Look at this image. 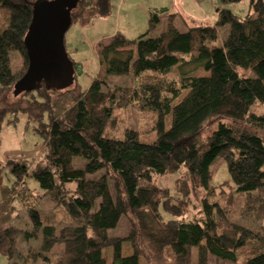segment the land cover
Masks as SVG:
<instances>
[{
    "label": "trees",
    "instance_id": "obj_1",
    "mask_svg": "<svg viewBox=\"0 0 264 264\" xmlns=\"http://www.w3.org/2000/svg\"><path fill=\"white\" fill-rule=\"evenodd\" d=\"M43 1L0 0V8L9 11L0 30V131L24 114L27 124L45 133L44 159L35 166L7 162L11 167L5 169L0 162V256L17 255L13 264H264V231L227 221L228 212L214 198L211 173L223 157L238 192L261 193L248 195L246 203L264 217V0H252L255 15L244 17L217 7L214 24L186 31L171 22L161 31L160 14L167 9L151 8L144 34L134 39L117 34L102 47L100 72L85 92L60 96L62 91L42 81L14 96L13 87L28 68L24 38ZM73 1L72 23L87 26L101 14L98 0ZM225 25L229 32L222 46H211ZM72 66L76 72L77 64ZM200 69L208 74L193 75ZM240 69L255 75L242 76ZM174 71L181 73L170 79ZM131 73L142 81L110 86V75ZM255 103L261 114L250 111ZM131 106L156 114L155 137L146 145L129 129L125 142L131 147L113 149L105 137L107 123L116 108ZM168 115L172 124L166 129ZM215 116L232 122L219 121L203 136L206 121ZM193 153V173L183 172L180 198L161 193L154 179L180 171ZM77 157L85 160L82 167L73 166ZM30 178L42 191L29 187ZM67 183H77L76 189L71 192ZM199 190L206 193L203 218L186 220L190 195ZM44 199L62 216L44 213ZM161 207L173 218L165 219ZM22 211L28 230L11 224ZM122 217L127 235L110 236ZM20 235L29 243L26 254L17 247ZM125 242L129 255L122 253ZM109 247L110 263L103 252Z\"/></svg>",
    "mask_w": 264,
    "mask_h": 264
},
{
    "label": "rangeland",
    "instance_id": "obj_2",
    "mask_svg": "<svg viewBox=\"0 0 264 264\" xmlns=\"http://www.w3.org/2000/svg\"><path fill=\"white\" fill-rule=\"evenodd\" d=\"M251 1L252 0H242L237 3H230L223 2V0H98V9L101 14L95 16L92 22L87 26L74 21L65 33L66 51L71 61L77 64V67L75 69V79L72 86L62 90L58 95H71L80 90L82 92L88 90L93 79H95L100 72V51L103 46L109 43L110 38L117 34H122L129 39H134L147 31L151 15L148 6L165 5L167 7V10L160 14L161 24L159 27L161 31L165 30L170 22L176 26L179 31H186L191 26L214 24L217 16V7L227 8L240 17L249 14L255 15L251 7ZM8 19L9 11L0 8V30L6 28ZM228 32L229 25L220 27L218 30V38L209 44L213 47H221ZM16 63L18 66L20 65V60L18 58L16 59ZM238 72L245 77H253L255 75L250 69H240ZM180 73V71H174L168 77L170 79L177 78ZM207 74L208 73L204 69H200L193 75L203 76ZM142 79L143 78H139L138 80L142 81ZM108 80L112 88L116 87V85L134 87L138 81L133 73L123 75L112 74L109 76ZM250 111L261 114L263 108L258 103H255L250 107ZM155 120V113L140 110L137 107L116 108L112 119L107 123L105 131V137L109 147L113 149L131 147V145L125 142V134L129 129L138 131L146 145L149 144L155 137L156 131L153 129ZM219 121L232 122V120L227 117H212L205 123V132L203 136L206 137L209 135L210 131L215 128ZM171 124V115H168L165 119V128L169 129ZM44 142L45 133L40 126L37 124H27L25 115L21 114L16 123L4 124L0 131V162L6 163L5 169L11 167L7 162L25 163L26 166L33 167L37 162L44 159ZM79 158L80 157L73 159L74 167L83 166L85 160L83 158L79 160ZM195 158L196 154L193 153L188 164L180 171L156 177L154 182L160 187L159 191L161 193L167 191L169 198H180V194L178 193L180 189L179 185L182 181H180V179L184 178L182 175L184 171L193 173ZM211 173L212 185L215 187L214 198L218 200L220 206L225 208L228 212L227 221L255 231H264V217H259L258 213L253 209L248 210L249 204L246 203L248 195L256 197L261 193L252 192L248 194L238 192L236 189L237 186L230 178L227 163L223 157H218L214 161L211 165ZM185 180H187L186 177ZM28 185L30 188L42 191L37 181L33 178L29 179ZM76 186L77 183H67L66 187L73 192ZM140 194L141 199L144 200L146 193L141 192ZM190 197L191 201L188 211L184 213L183 217L186 220L202 219V199L206 197V193L199 190L191 193ZM41 205L44 213L52 215V210H54L58 216H62L61 212H59L49 200L44 199ZM160 211L165 219L173 218V216L162 207ZM11 224H15L22 229H30L27 226V215L24 211L20 212L17 221L14 219ZM127 233L128 221L125 217L121 218L116 229L109 231L110 236L125 237ZM17 247L20 252L26 254L29 243L20 235L17 240ZM57 248L59 247H56V249ZM131 251L128 243L125 242L122 247V253L124 255H129ZM247 251L249 250L246 249L243 253L241 252L242 257L246 256L245 254ZM103 252L106 261L110 263L112 260V248H106ZM167 260L171 261L170 258H167ZM15 261H18L17 255L12 259L0 256V264H13ZM28 264H44V262L42 260H30ZM142 264L147 263L144 262Z\"/></svg>",
    "mask_w": 264,
    "mask_h": 264
},
{
    "label": "water",
    "instance_id": "obj_3",
    "mask_svg": "<svg viewBox=\"0 0 264 264\" xmlns=\"http://www.w3.org/2000/svg\"><path fill=\"white\" fill-rule=\"evenodd\" d=\"M75 6L73 0H46L36 5L24 38L28 68L15 83L14 96L35 89L42 81L59 91L72 86L75 71L66 51L65 33Z\"/></svg>",
    "mask_w": 264,
    "mask_h": 264
},
{
    "label": "crops",
    "instance_id": "obj_4",
    "mask_svg": "<svg viewBox=\"0 0 264 264\" xmlns=\"http://www.w3.org/2000/svg\"><path fill=\"white\" fill-rule=\"evenodd\" d=\"M149 8V10L151 9V8H156V9H161V8H166L167 9V7L165 6V5H161V6H159V5H151V6H148Z\"/></svg>",
    "mask_w": 264,
    "mask_h": 264
}]
</instances>
